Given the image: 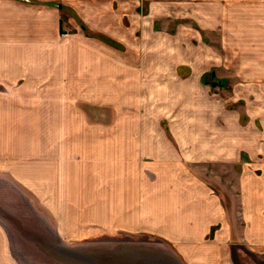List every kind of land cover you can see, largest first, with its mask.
<instances>
[{"label": "crops", "instance_id": "obj_1", "mask_svg": "<svg viewBox=\"0 0 264 264\" xmlns=\"http://www.w3.org/2000/svg\"><path fill=\"white\" fill-rule=\"evenodd\" d=\"M63 3H78L87 28L120 47L64 19ZM127 13L138 12L109 0H0V174L38 207L29 232L40 237L238 264L244 245L264 249V155L253 152L264 153V129L231 122L208 133L190 89L156 80L187 82L202 68L201 91L206 64L183 78L178 61L197 49L154 22L125 24ZM80 102L109 106L113 121H90ZM243 152L251 162L239 169ZM202 174L231 192L230 217ZM29 246L0 221V264H63Z\"/></svg>", "mask_w": 264, "mask_h": 264}, {"label": "rangeland", "instance_id": "obj_2", "mask_svg": "<svg viewBox=\"0 0 264 264\" xmlns=\"http://www.w3.org/2000/svg\"><path fill=\"white\" fill-rule=\"evenodd\" d=\"M165 1L167 0H109L114 7L124 5L128 10L138 12L122 15L125 24L132 20L137 25L145 21L154 22L156 29H165L176 36L179 35L183 40L182 44L189 42L192 43V49H197L194 53L190 52L189 56L181 54V60L179 58L178 61H181L180 73L183 78L192 74L195 63L206 64L200 82L201 91L198 92L196 84L198 85V74L202 68L195 70L196 74L190 80L187 79V82L178 80L180 84L172 83L168 75L157 77L156 80L165 85L168 83L169 88L172 85H183L186 91L190 89L191 94L188 97L190 106L193 103L205 105L203 107L207 115L204 128L208 133L218 132L225 124L231 122L243 128H259L262 131L264 129V0H168L170 5ZM57 3L48 2L52 5ZM77 5L79 4L63 6L66 9L63 11V18L66 20L70 18L73 23L81 25L88 35L100 37L120 47L118 40L89 30L85 21L89 14L79 12ZM184 57L190 59L185 60ZM159 69L162 68L159 66ZM180 86L174 87L175 94L170 97V101L175 105L180 99L182 100L183 87ZM79 106L92 122L110 123L114 119V111L109 106L88 102H80ZM169 116L173 117L172 114ZM252 139L254 145L258 146L261 132L254 134ZM258 148L253 149L254 155L255 153L264 155ZM249 162L251 159L246 152H243L239 169ZM0 175L4 176V178L0 177V214L8 212L14 219H19L16 223L21 227L36 229L37 223L33 222L31 215L38 213L35 211L38 207L34 208L26 202L24 194L15 190L17 186L9 183L6 174ZM203 177L221 197L224 209L230 217L234 206L231 192L215 182L209 174ZM43 210L49 212L47 209ZM244 248V251L239 253L240 257L236 258L239 260L238 264H264V249L252 251L247 245H244Z\"/></svg>", "mask_w": 264, "mask_h": 264}, {"label": "water", "instance_id": "obj_3", "mask_svg": "<svg viewBox=\"0 0 264 264\" xmlns=\"http://www.w3.org/2000/svg\"><path fill=\"white\" fill-rule=\"evenodd\" d=\"M10 213L0 214V221L13 231L26 246L33 247L50 259L63 264H181L170 252L138 243H116L112 247L69 246L63 242L30 233L16 223ZM22 221V219H20ZM29 246V247H30Z\"/></svg>", "mask_w": 264, "mask_h": 264}]
</instances>
